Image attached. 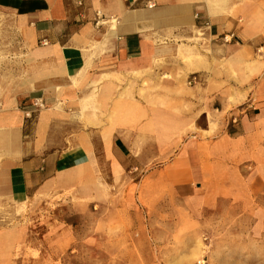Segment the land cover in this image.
<instances>
[{"label": "rangeland", "instance_id": "374dc122", "mask_svg": "<svg viewBox=\"0 0 264 264\" xmlns=\"http://www.w3.org/2000/svg\"><path fill=\"white\" fill-rule=\"evenodd\" d=\"M262 78L230 73L226 91L184 73L164 88L133 80L107 106L86 91L95 170L80 186L0 196V264H264ZM125 133L130 148L111 153Z\"/></svg>", "mask_w": 264, "mask_h": 264}, {"label": "crops", "instance_id": "0c3cea01", "mask_svg": "<svg viewBox=\"0 0 264 264\" xmlns=\"http://www.w3.org/2000/svg\"><path fill=\"white\" fill-rule=\"evenodd\" d=\"M234 72L262 76L264 89V0H0V196L80 186L95 170L101 134L80 117L86 91L115 105L133 80L164 88L177 73L226 91ZM132 138L114 135L111 153Z\"/></svg>", "mask_w": 264, "mask_h": 264}, {"label": "built area", "instance_id": "2783aa9c", "mask_svg": "<svg viewBox=\"0 0 264 264\" xmlns=\"http://www.w3.org/2000/svg\"><path fill=\"white\" fill-rule=\"evenodd\" d=\"M222 38H223L224 41L227 42V41H230V40L232 39V35H231V34H230V35H223ZM42 42H43L44 44L46 43L45 40H43Z\"/></svg>", "mask_w": 264, "mask_h": 264}]
</instances>
